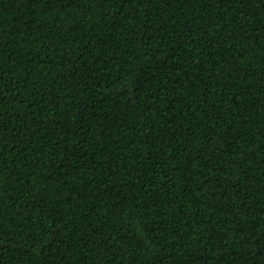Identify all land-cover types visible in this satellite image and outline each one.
<instances>
[{
	"label": "trees",
	"instance_id": "trees-1",
	"mask_svg": "<svg viewBox=\"0 0 264 264\" xmlns=\"http://www.w3.org/2000/svg\"><path fill=\"white\" fill-rule=\"evenodd\" d=\"M0 264H264V0H0Z\"/></svg>",
	"mask_w": 264,
	"mask_h": 264
}]
</instances>
